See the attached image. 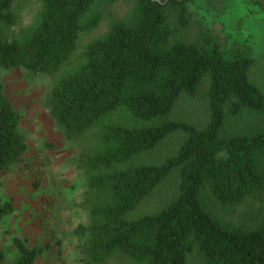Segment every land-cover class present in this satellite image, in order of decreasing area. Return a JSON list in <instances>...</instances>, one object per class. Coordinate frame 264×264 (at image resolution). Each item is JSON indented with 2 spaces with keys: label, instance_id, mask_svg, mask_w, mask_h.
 Returning <instances> with one entry per match:
<instances>
[{
  "label": "trees",
  "instance_id": "obj_1",
  "mask_svg": "<svg viewBox=\"0 0 264 264\" xmlns=\"http://www.w3.org/2000/svg\"><path fill=\"white\" fill-rule=\"evenodd\" d=\"M16 0H0V27L15 21ZM34 22L18 38L0 31V66H21L54 74L73 52L78 34L101 18L102 0H39ZM115 0H105V4ZM187 0H134L127 15L89 41L83 59L60 75L50 95L54 121L68 134L100 125L99 145L85 161L96 200L89 221L80 224L78 264H108L122 257L131 264H188L196 252L204 264H264V219L253 227L230 226L206 206L208 195L222 207L264 195V129L222 135L226 111L247 108L264 115V91L251 80L254 58L240 49L225 54L212 36H176L170 21L187 20ZM208 79V122L200 127L170 118L183 94L193 96ZM124 108L141 125L101 123ZM19 115L0 85V169L26 150L17 129ZM185 137L159 163L132 164L169 133ZM179 172L178 193L159 210L131 215L169 173ZM13 209L0 204V220ZM9 264H35L42 247L13 237ZM0 264L4 253L0 250Z\"/></svg>",
  "mask_w": 264,
  "mask_h": 264
},
{
  "label": "rangeland",
  "instance_id": "obj_2",
  "mask_svg": "<svg viewBox=\"0 0 264 264\" xmlns=\"http://www.w3.org/2000/svg\"><path fill=\"white\" fill-rule=\"evenodd\" d=\"M134 0H102L95 10L101 11L98 24L78 34L76 46L54 74L33 72L21 66H0L2 92L19 115L17 129L26 145L25 153L8 167L0 169V204L12 203V211L0 220V250L4 263L15 254L13 237L21 238L28 247L41 246L35 264H78L83 256L78 226L89 221V209L96 200L88 180L91 170L85 157L99 145L100 125L81 133L68 135L52 118L50 95L57 78L76 67L83 59L85 45L102 35L114 18L128 14ZM184 24L170 21L176 36L198 40L203 34L212 36L225 54L233 49L254 58L250 78L264 91V0H187ZM39 0H16L15 21L0 27L7 39L18 38L34 22ZM208 79L204 78L193 96L183 94L177 100L170 118L185 120L196 126L208 122ZM101 123L141 125L124 108L111 112ZM264 129V115L247 108L238 114L226 111L222 135ZM185 134L169 133L152 150L141 153L132 164L159 163L173 154ZM179 172L174 168L135 207L137 216L159 210L178 193ZM208 209L230 226L253 227L264 219V195L259 193L238 205L222 207L208 195L203 197ZM108 264H131L115 257ZM188 264H204L196 252Z\"/></svg>",
  "mask_w": 264,
  "mask_h": 264
}]
</instances>
